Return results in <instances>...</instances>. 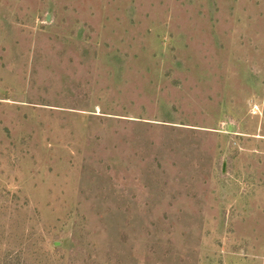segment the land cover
Masks as SVG:
<instances>
[{
	"label": "rangeland",
	"instance_id": "374dc122",
	"mask_svg": "<svg viewBox=\"0 0 264 264\" xmlns=\"http://www.w3.org/2000/svg\"><path fill=\"white\" fill-rule=\"evenodd\" d=\"M0 208V264H264V0H0Z\"/></svg>",
	"mask_w": 264,
	"mask_h": 264
},
{
	"label": "trees",
	"instance_id": "16d2710c",
	"mask_svg": "<svg viewBox=\"0 0 264 264\" xmlns=\"http://www.w3.org/2000/svg\"><path fill=\"white\" fill-rule=\"evenodd\" d=\"M4 208H0V218H2V211ZM5 214V213H4ZM4 216V215H3Z\"/></svg>",
	"mask_w": 264,
	"mask_h": 264
}]
</instances>
